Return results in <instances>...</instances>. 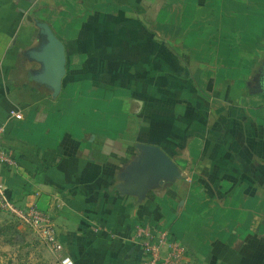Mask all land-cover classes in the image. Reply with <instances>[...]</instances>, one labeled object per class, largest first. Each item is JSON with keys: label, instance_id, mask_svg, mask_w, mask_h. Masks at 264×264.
Returning <instances> with one entry per match:
<instances>
[{"label": "crops", "instance_id": "obj_1", "mask_svg": "<svg viewBox=\"0 0 264 264\" xmlns=\"http://www.w3.org/2000/svg\"><path fill=\"white\" fill-rule=\"evenodd\" d=\"M34 20L65 46L56 99L22 60ZM260 55L264 0H0L8 198L48 213L74 264H144V226L183 245L189 264H264V94L248 93L264 60L242 78ZM139 144L181 177L130 194ZM28 231L14 221L18 245H33Z\"/></svg>", "mask_w": 264, "mask_h": 264}, {"label": "water", "instance_id": "obj_2", "mask_svg": "<svg viewBox=\"0 0 264 264\" xmlns=\"http://www.w3.org/2000/svg\"><path fill=\"white\" fill-rule=\"evenodd\" d=\"M33 24L36 42L22 52V60L38 66V69L29 71L30 80L56 99L66 75L65 46L46 23L34 20ZM248 93L264 94V75L257 79L255 85L248 87ZM137 149L141 156L124 176V187L130 186V194L141 197L151 186L172 183L181 177L175 163L159 147L139 144Z\"/></svg>", "mask_w": 264, "mask_h": 264}, {"label": "built area", "instance_id": "obj_3", "mask_svg": "<svg viewBox=\"0 0 264 264\" xmlns=\"http://www.w3.org/2000/svg\"><path fill=\"white\" fill-rule=\"evenodd\" d=\"M10 117L21 120L22 113L10 111ZM4 127L0 125V140ZM15 159L9 150L0 144V169L2 166L15 167ZM0 212L8 215L18 225L34 233L41 243L58 258L59 264H74L73 260L64 255L63 245L59 241L56 228L50 215L39 210L36 205L20 208L7 196V188L0 179ZM135 236L139 248L144 255V264H189L186 248L177 241L168 238L166 231L144 226L135 228Z\"/></svg>", "mask_w": 264, "mask_h": 264}, {"label": "rangeland", "instance_id": "obj_4", "mask_svg": "<svg viewBox=\"0 0 264 264\" xmlns=\"http://www.w3.org/2000/svg\"><path fill=\"white\" fill-rule=\"evenodd\" d=\"M259 45L261 46L262 43ZM261 55L256 61L251 62V65L242 76L243 82L251 81L257 76L264 60ZM28 232L31 240H33V245H18L19 243L14 235V220L0 212V264H7L8 261L12 264H48L50 260H53L50 256L53 254L41 243L39 238L30 230ZM46 250L50 255L46 253Z\"/></svg>", "mask_w": 264, "mask_h": 264}, {"label": "trees", "instance_id": "obj_5", "mask_svg": "<svg viewBox=\"0 0 264 264\" xmlns=\"http://www.w3.org/2000/svg\"><path fill=\"white\" fill-rule=\"evenodd\" d=\"M163 69L166 70V67L163 66ZM7 264H12V263L10 261H8Z\"/></svg>", "mask_w": 264, "mask_h": 264}, {"label": "flooded vegetation", "instance_id": "obj_6", "mask_svg": "<svg viewBox=\"0 0 264 264\" xmlns=\"http://www.w3.org/2000/svg\"><path fill=\"white\" fill-rule=\"evenodd\" d=\"M261 76H263V74H260V75L258 76V78H260ZM258 78H257V79H258Z\"/></svg>", "mask_w": 264, "mask_h": 264}]
</instances>
